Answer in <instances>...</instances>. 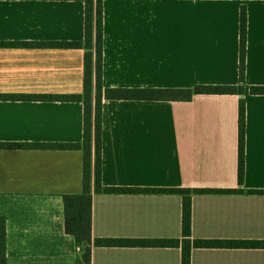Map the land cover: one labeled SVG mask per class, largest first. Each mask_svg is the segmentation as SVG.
Wrapping results in <instances>:
<instances>
[{"label": "crops", "instance_id": "0c3cea01", "mask_svg": "<svg viewBox=\"0 0 264 264\" xmlns=\"http://www.w3.org/2000/svg\"><path fill=\"white\" fill-rule=\"evenodd\" d=\"M190 101L105 100L102 179L110 186L264 190V0H103L106 87L239 85ZM81 0H0V41H79ZM83 49L0 48V93H82ZM246 103L238 181L239 104ZM81 102L0 101V141L79 142ZM83 189L80 150H1L8 264H85L65 230L63 194ZM94 237L180 238L178 194L93 197ZM194 238L264 240V194H196ZM90 264H182L179 247L93 246ZM191 264H264V248H194Z\"/></svg>", "mask_w": 264, "mask_h": 264}, {"label": "trees", "instance_id": "16d2710c", "mask_svg": "<svg viewBox=\"0 0 264 264\" xmlns=\"http://www.w3.org/2000/svg\"><path fill=\"white\" fill-rule=\"evenodd\" d=\"M85 3V36L79 41H0V48L83 49L84 89L82 93H0V101L81 102L83 137L79 142L0 141L1 150H80L83 153V189L63 194L65 230L83 248L85 264L91 263L93 246L98 247H179L182 264H191L194 248H264V240L194 238L192 205L196 194H264V190L191 189L184 187H126L106 185L102 179L103 104L105 100L190 101L197 94L244 93L247 10L241 7L239 85H196L193 88L106 87L103 82V0ZM252 94H264V86H252ZM246 103L239 104L238 181L245 178ZM105 194H178L182 197V236L180 238L94 237L93 197ZM0 264H8L7 220L0 216Z\"/></svg>", "mask_w": 264, "mask_h": 264}]
</instances>
